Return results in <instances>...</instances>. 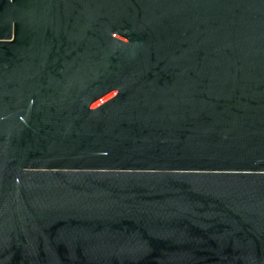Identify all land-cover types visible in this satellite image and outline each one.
I'll use <instances>...</instances> for the list:
<instances>
[{
	"label": "water",
	"instance_id": "water-1",
	"mask_svg": "<svg viewBox=\"0 0 264 264\" xmlns=\"http://www.w3.org/2000/svg\"><path fill=\"white\" fill-rule=\"evenodd\" d=\"M0 264H264V0H0Z\"/></svg>",
	"mask_w": 264,
	"mask_h": 264
}]
</instances>
